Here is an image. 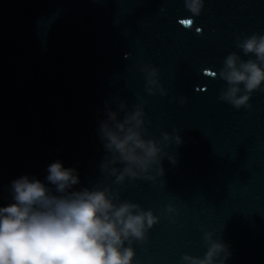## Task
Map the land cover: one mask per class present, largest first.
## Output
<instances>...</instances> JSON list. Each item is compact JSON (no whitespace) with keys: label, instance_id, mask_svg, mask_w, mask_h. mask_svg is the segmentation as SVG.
<instances>
[{"label":"water","instance_id":"obj_1","mask_svg":"<svg viewBox=\"0 0 264 264\" xmlns=\"http://www.w3.org/2000/svg\"><path fill=\"white\" fill-rule=\"evenodd\" d=\"M254 34L264 0H203L199 15L185 0H0V207L25 175L56 194L46 181L56 161L77 170L73 190L111 184L100 171L105 102L142 104L150 137L182 143L165 149L175 163L164 158L162 177L119 186L122 201L159 217L133 241V264L203 257L205 232L228 245L225 264H264V83L237 109L218 75L233 52L255 59L237 47ZM146 67L166 95L147 92Z\"/></svg>","mask_w":264,"mask_h":264},{"label":"clouds","instance_id":"obj_2","mask_svg":"<svg viewBox=\"0 0 264 264\" xmlns=\"http://www.w3.org/2000/svg\"><path fill=\"white\" fill-rule=\"evenodd\" d=\"M185 4L194 15L203 8V0H185ZM182 23L190 28L192 19ZM237 47L255 59L244 60L235 52L226 57L218 75L228 86L220 99L237 109L250 108L251 93L264 83V35L254 34L242 41L237 37ZM144 72L147 92L154 94L158 88L160 95H166L156 79L157 69L146 67ZM125 109L123 102L113 110L106 101L107 118L98 129L106 153L100 171L106 179L114 177L111 184L73 190L80 183L77 170L65 168L60 161L48 166L46 176L56 194L44 182L26 175L11 182L14 202L0 207V264H133V241L143 243L159 217L137 203L122 201L119 186L126 179L155 181L162 177L164 158L175 163L165 149L173 140L179 145L182 139L169 132H162V139L150 137L143 105L133 111ZM166 211L175 209L169 205ZM204 239L208 246L204 256L186 253L183 264H225L231 256L228 245L214 239L211 232H205Z\"/></svg>","mask_w":264,"mask_h":264}]
</instances>
